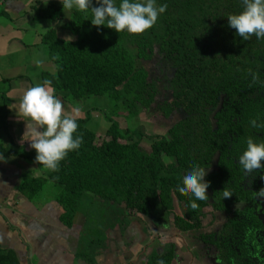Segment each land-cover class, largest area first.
<instances>
[{"label": "trees", "instance_id": "16d2710c", "mask_svg": "<svg viewBox=\"0 0 264 264\" xmlns=\"http://www.w3.org/2000/svg\"><path fill=\"white\" fill-rule=\"evenodd\" d=\"M157 3H167L168 8L144 33L94 26L90 9L70 10L63 24L76 40L58 37L55 29L45 33L43 43L57 70L43 72L42 82L51 80L52 87L68 91L72 102L98 96L104 104L89 105L77 117L84 142L56 169L37 163L36 150L12 151L33 160L46 173L24 175L20 191L30 199L47 190L54 192L53 198L63 208L61 221L69 227L77 214H83L77 256L91 264L97 263L115 231L121 237L135 231L132 219L138 215L155 228L173 224L185 235L201 229L205 206L223 208L235 193L244 192L236 187L238 183H231L229 162L234 160L226 157L233 149L225 146L230 145L229 134L238 146H246L249 136L264 140V129L251 125L252 119L264 118V39L253 35L245 41L227 17L242 10V0ZM93 6H98L95 0ZM35 16L61 19L63 5L51 2L37 9ZM153 57L159 67L154 77L141 65ZM161 91L169 94L162 92L160 99ZM152 107L166 118L177 111L181 117L165 134L147 133L139 116ZM122 111L127 112L125 126L117 119ZM100 115L110 123L105 131L108 139L100 138ZM145 137L155 138L149 151L141 145ZM194 160L209 169L206 180L211 181L208 199L197 201L196 209L191 208L188 193L176 190ZM225 187L233 192L230 198H223ZM233 219L227 225L240 226ZM211 240L213 235L201 232L188 243L198 253L201 242ZM177 257V243L167 241L154 246L144 264H158L160 259L173 264ZM0 264L18 261L0 253Z\"/></svg>", "mask_w": 264, "mask_h": 264}, {"label": "crops", "instance_id": "0c3cea01", "mask_svg": "<svg viewBox=\"0 0 264 264\" xmlns=\"http://www.w3.org/2000/svg\"><path fill=\"white\" fill-rule=\"evenodd\" d=\"M51 2L63 5L61 0H0V152L8 157L0 161V253H9V259L15 257L18 264H91L77 256L83 214H77L73 226L69 227L61 221L63 208L53 198L54 192L47 190L30 199L20 191L24 175L45 176L46 173L33 160L12 154V151L35 150L30 141L23 139L26 130L20 111L23 93L33 83L42 82L41 76L47 68H57L53 60L46 63L48 58L30 61L29 57L36 50L32 45L43 49V36L57 20L35 16L37 9L43 10ZM65 10L59 19L63 23L51 29L56 30L58 37L73 41L77 37L63 28L70 13ZM52 88L67 109L75 108L65 91ZM84 105L78 106V116L90 107V104ZM114 235L110 236L108 247L99 254L96 264H115L105 256Z\"/></svg>", "mask_w": 264, "mask_h": 264}, {"label": "clouds", "instance_id": "9594fccd", "mask_svg": "<svg viewBox=\"0 0 264 264\" xmlns=\"http://www.w3.org/2000/svg\"><path fill=\"white\" fill-rule=\"evenodd\" d=\"M61 3L64 10L90 9L94 26L103 25L118 33L126 31L132 34L151 29L168 8L167 3L158 4L157 0H119V3L117 0H95L98 6H93V0H61ZM227 17L229 26L245 41L253 35L257 39H264V0H242V10ZM60 23L63 21L57 19L47 29L56 28V24ZM97 30L102 31L100 28ZM51 85L52 81L45 79L28 88L20 100V111L26 121L23 139L30 141L31 148L36 150V162L56 169L70 151L81 147L84 137L78 134L79 107L67 109ZM251 125L253 128L264 129V118L252 119ZM7 159L5 153L0 152V161ZM238 163L248 177L259 175L258 170H264V140L258 142L255 136H249L246 148L238 157ZM208 171L200 163L192 161V166L183 175L182 183L176 189L192 197V209L199 207L197 201L207 200L209 197L211 181L206 180ZM256 193V198L264 199V189ZM232 195L233 192L225 187L223 198H230ZM158 264H165V261L160 259Z\"/></svg>", "mask_w": 264, "mask_h": 264}, {"label": "rangeland", "instance_id": "374dc122", "mask_svg": "<svg viewBox=\"0 0 264 264\" xmlns=\"http://www.w3.org/2000/svg\"><path fill=\"white\" fill-rule=\"evenodd\" d=\"M66 10L69 13V10L68 9ZM50 27L51 26H49L48 28ZM32 47L36 48V50L31 51L34 54H30L29 56L30 61H36L38 59L46 61L47 58H48V60L46 61L47 64L50 61H52L51 56L49 54V49L44 45V43H43V49L37 47L36 45H32ZM141 65H143L144 68L148 71L149 76L154 77L159 72L158 61L156 57L145 60ZM47 69L49 73H54L57 70V68L56 70H50L51 68H47ZM30 72L32 74L34 71L31 70ZM42 79L43 77L41 76V80ZM65 92L68 93V91ZM162 92L167 93V95L169 94L166 91H161L158 94V98L160 99H162V97H164L165 95V93ZM71 103L75 105V107L79 106L83 108L85 107V105L82 104H86V105L90 104L91 106L99 104L103 106L104 100L98 96H92L84 100L80 104H78L79 102H76V100L73 102L71 101ZM184 103H186L185 100ZM126 113L127 112L122 111L120 113L121 115L117 118L122 126H125L127 123V119L126 117H124ZM94 117L97 118L98 114L96 113ZM101 117L102 116L100 115L97 129L101 134L100 135L101 139L102 138L108 139L110 137L107 136V134H105V131L107 130V127L110 125V123L102 119ZM180 117H181V113L177 111L174 112L169 118H166L159 111H157L152 107L150 111L144 110L140 114L139 122L145 132L153 135L155 134L161 135V134H165L172 126V124ZM91 126L94 127V124L92 123ZM148 129L150 130L148 131ZM154 139H152L151 137H145L141 144L142 147L147 151H149L151 148L150 144ZM176 210L178 213H180V209L178 205H176ZM217 217L218 214L215 216L211 210H207L203 218L204 228L191 231L189 235H185L181 233L179 230H177L173 224H171L168 228H155L145 216L138 215L132 219L133 220L132 224L135 225V231L137 230V232L136 233L129 232L126 233L125 237H121L120 232L118 233L117 231H115L113 241L110 244V250L106 251L105 256L107 258H112L115 264H144L145 256L152 251L154 246L163 245L167 241H175L178 245V257L173 262V264H213L211 261H209L213 259L212 257L213 252L208 249L209 247L203 249L201 253L197 254L195 253L194 249L190 248L188 241L191 243V239L193 238V236L198 233H201L203 230H206V232L213 230L216 227L215 224L218 225L222 220V219H217ZM80 226L77 229H79ZM124 238H125V242L123 240ZM205 258H207L208 260H205Z\"/></svg>", "mask_w": 264, "mask_h": 264}, {"label": "flooded vegetation", "instance_id": "af4514ba", "mask_svg": "<svg viewBox=\"0 0 264 264\" xmlns=\"http://www.w3.org/2000/svg\"><path fill=\"white\" fill-rule=\"evenodd\" d=\"M229 136L230 145L225 146L233 149L230 150L233 153L226 157L229 160L232 156L234 160L229 162L233 166L231 183H238L236 187L244 192L235 193L231 202L223 208L215 209L213 204L205 206V214L211 210L215 216L218 214L217 219L222 220L215 224L213 230L202 231L213 235V240L201 242L197 254L209 247L213 252V259L209 261L213 264H264V199L256 198V192L264 189V170H258L259 175L248 177L238 163V157L246 146H238L232 134ZM230 219L240 222V226H228Z\"/></svg>", "mask_w": 264, "mask_h": 264}]
</instances>
